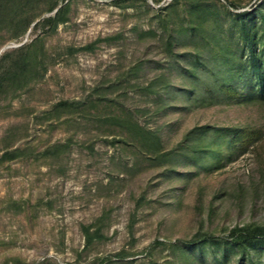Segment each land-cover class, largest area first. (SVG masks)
<instances>
[{
  "label": "rangeland",
  "instance_id": "1",
  "mask_svg": "<svg viewBox=\"0 0 264 264\" xmlns=\"http://www.w3.org/2000/svg\"><path fill=\"white\" fill-rule=\"evenodd\" d=\"M260 1L200 0L198 12L225 19ZM54 2L0 0V57L24 45L35 57L26 85L0 93V264H214L182 242L264 224V103L197 107L176 93L190 86L188 0H66L63 22L36 28ZM127 113L168 157L111 119ZM203 125L258 139L205 171L177 156Z\"/></svg>",
  "mask_w": 264,
  "mask_h": 264
},
{
  "label": "trees",
  "instance_id": "2",
  "mask_svg": "<svg viewBox=\"0 0 264 264\" xmlns=\"http://www.w3.org/2000/svg\"><path fill=\"white\" fill-rule=\"evenodd\" d=\"M123 1L117 0V3ZM65 2H54L48 8V12L55 11L54 14L37 22L35 27L54 30L65 19L68 10ZM188 2L195 10L192 16L196 20L187 28L181 27L180 31L184 32V39L194 46L192 52L179 55L184 62L179 73L189 80L190 86L176 89V93L197 107L221 103H264V0L241 12L230 13L225 8V19L218 17L215 10L211 12L205 8L204 12H198L202 6L200 0ZM229 6L234 7L233 4ZM210 18L212 25L207 32ZM26 49L24 45L14 50L16 58L12 60L9 59L11 53L0 57V93L19 89L31 79L35 57L27 55ZM146 89L151 91V84ZM69 106L68 102L56 105ZM111 119L156 158L170 155L160 152L159 133L139 126L130 113ZM257 139L258 135L248 129L196 126L183 135L179 147L183 144L185 148L181 147L177 156L198 169H221L232 161L233 155L244 153ZM90 241L88 238L87 242ZM182 245L200 256L207 248L214 264H223L229 256H235L234 264H264L261 260L264 255V224L235 226L222 237L200 233ZM218 251L223 261L218 260Z\"/></svg>",
  "mask_w": 264,
  "mask_h": 264
}]
</instances>
